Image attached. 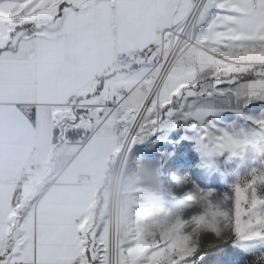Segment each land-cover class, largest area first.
<instances>
[{
  "label": "crops",
  "instance_id": "0c3cea01",
  "mask_svg": "<svg viewBox=\"0 0 264 264\" xmlns=\"http://www.w3.org/2000/svg\"><path fill=\"white\" fill-rule=\"evenodd\" d=\"M197 1L107 0L140 34L135 51L167 50L170 30L185 22ZM211 2L202 0L194 27L197 45L164 78L152 100L156 107L169 106L185 87L212 76L211 53L232 48V28L243 30L248 20L249 33L264 31L263 12L253 10L264 0H248V7L220 17L209 15ZM11 11L12 5L0 3V221L5 232L27 231L29 259L33 244L38 257L47 258L62 255L77 235L90 242L107 170L124 137L113 124H128L146 96L136 86L142 72L128 75L117 68V56L127 48L94 47L58 21L39 29L23 25L13 33ZM30 28L39 30L37 39L24 38ZM120 89L127 95L118 96ZM109 113L117 119L110 122ZM82 175L89 179L80 183ZM23 176L28 182L20 185ZM18 187L23 199L14 202Z\"/></svg>",
  "mask_w": 264,
  "mask_h": 264
},
{
  "label": "rangeland",
  "instance_id": "374dc122",
  "mask_svg": "<svg viewBox=\"0 0 264 264\" xmlns=\"http://www.w3.org/2000/svg\"><path fill=\"white\" fill-rule=\"evenodd\" d=\"M196 19L187 33L193 40ZM249 32L247 20L243 30L232 28V48L216 49L232 62V73L217 78L212 64V76L185 87L169 106L151 101L128 124H113L124 137L90 236L100 248L103 237L110 259L132 245L147 246L140 264H174L196 246L182 264H256L264 257V240L233 232L237 222L247 228L264 213V31ZM245 65L253 66L250 74L234 71ZM169 108L174 113L162 121L161 110Z\"/></svg>",
  "mask_w": 264,
  "mask_h": 264
},
{
  "label": "snow or ice",
  "instance_id": "6c2138e0",
  "mask_svg": "<svg viewBox=\"0 0 264 264\" xmlns=\"http://www.w3.org/2000/svg\"><path fill=\"white\" fill-rule=\"evenodd\" d=\"M0 3L12 5L11 15L14 19L8 27L13 33L17 27L22 28L23 25L31 24L39 29L40 26L46 28L58 21L61 25L72 27L81 38L88 40L94 47L112 50L123 47L134 55L142 42L140 34L115 13L114 6H110L107 0H43V2L41 0H0ZM248 6V0H230V5L227 7L224 6V0H212L208 12L209 15L220 17L228 13H236L241 7ZM213 9H215L214 12ZM253 10L264 12V6L260 8L253 6ZM37 12L41 13L39 17L29 18L35 16ZM29 35L24 32L25 39H28ZM32 35L39 37V30ZM19 38L17 36V39ZM174 111L171 108L167 113L161 110V120L163 121L164 116ZM260 124L264 125V120H261ZM152 127L155 129L156 125ZM191 127L194 129L196 125L193 124ZM158 140L159 137L152 142L156 143ZM257 216L259 219L255 223L250 220L247 228H242L240 222L235 224L233 232L239 239L264 240V213H257ZM4 224V221H0V264H140L142 259L140 253L147 247L132 245L125 249L121 246L117 250L116 258L110 259L103 237L100 243L104 247L100 248L95 243V237L90 243L87 238L81 240L77 235L62 255L40 258L33 244L31 259H29L27 231L17 229L5 232ZM198 248L196 246L186 250L184 256L174 258V264H182L187 257H193L197 254ZM256 264H264V257H260Z\"/></svg>",
  "mask_w": 264,
  "mask_h": 264
},
{
  "label": "built area",
  "instance_id": "2783aa9c",
  "mask_svg": "<svg viewBox=\"0 0 264 264\" xmlns=\"http://www.w3.org/2000/svg\"><path fill=\"white\" fill-rule=\"evenodd\" d=\"M199 11V4H195L191 10L189 16L187 17V24L184 26H178L175 29L170 30L171 44L167 50H163L158 47L149 48L146 50H137L135 54L130 52H124L117 56V68L120 72H124L128 75H133L142 72L141 78L137 83V89L146 96L145 103H150L159 91L162 81L164 80L167 73L177 67L182 65V56L184 52L192 45L195 44L192 37L187 35L190 27L194 23L196 16ZM36 30L30 28L28 33L34 39L37 36L32 35ZM214 55L213 65L216 72L217 78L224 77L232 73V62L227 60L225 57H221L218 52H212ZM234 71H240L243 75L250 74L253 71V66L245 65L234 66ZM96 82H101L102 77H96L94 79ZM117 95L123 97L127 95L126 90L120 89ZM177 96H175L176 98ZM77 96L73 94L70 98L72 103H75ZM176 99H174L175 101ZM36 172L42 171V168L32 166ZM89 179L87 175H82L79 179L80 183L86 182ZM28 179L23 176L19 184H25ZM51 182L50 180L45 181L47 184ZM22 197V192L20 187L16 189L14 195V202H17Z\"/></svg>",
  "mask_w": 264,
  "mask_h": 264
},
{
  "label": "trees",
  "instance_id": "16d2710c",
  "mask_svg": "<svg viewBox=\"0 0 264 264\" xmlns=\"http://www.w3.org/2000/svg\"><path fill=\"white\" fill-rule=\"evenodd\" d=\"M261 70H262V72H263V74H264V66H262V69H261ZM245 77L247 78V76H245Z\"/></svg>",
  "mask_w": 264,
  "mask_h": 264
},
{
  "label": "bare ground",
  "instance_id": "6f19581e",
  "mask_svg": "<svg viewBox=\"0 0 264 264\" xmlns=\"http://www.w3.org/2000/svg\"><path fill=\"white\" fill-rule=\"evenodd\" d=\"M146 106V105H145Z\"/></svg>",
  "mask_w": 264,
  "mask_h": 264
}]
</instances>
